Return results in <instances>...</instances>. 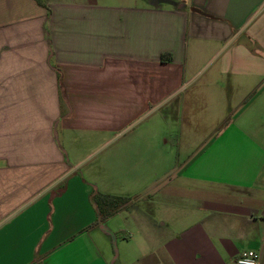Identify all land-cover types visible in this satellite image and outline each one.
Segmentation results:
<instances>
[{"label": "crops", "instance_id": "0c3cea01", "mask_svg": "<svg viewBox=\"0 0 264 264\" xmlns=\"http://www.w3.org/2000/svg\"><path fill=\"white\" fill-rule=\"evenodd\" d=\"M45 2L0 0V264H115L123 212L135 263L264 264V0ZM156 114L211 139L100 221L64 133Z\"/></svg>", "mask_w": 264, "mask_h": 264}, {"label": "rangeland", "instance_id": "374dc122", "mask_svg": "<svg viewBox=\"0 0 264 264\" xmlns=\"http://www.w3.org/2000/svg\"><path fill=\"white\" fill-rule=\"evenodd\" d=\"M204 74L197 76L201 79ZM234 105L235 110L239 108ZM159 114L129 120L121 130L100 135L65 132L64 154L73 162L76 175L84 177L93 192L135 198L148 186L172 178L211 139L198 133L199 126L186 127ZM60 129L56 135L61 139ZM68 158V157H67ZM71 166V165H70ZM146 209L147 201L136 204ZM114 222L112 258L115 264L135 263L144 238L129 214L123 212ZM123 217V218H122ZM103 221L104 219L100 218ZM123 228V229H122Z\"/></svg>", "mask_w": 264, "mask_h": 264}, {"label": "trees", "instance_id": "16d2710c", "mask_svg": "<svg viewBox=\"0 0 264 264\" xmlns=\"http://www.w3.org/2000/svg\"><path fill=\"white\" fill-rule=\"evenodd\" d=\"M34 1L37 6L43 8L47 12V14L50 15L51 11L45 0H34ZM168 60L170 59H165V56H162V61L165 62ZM92 202L100 218L105 220L112 217L121 210L128 209L130 205L133 203V199L104 194L100 192H93Z\"/></svg>", "mask_w": 264, "mask_h": 264}, {"label": "built area", "instance_id": "2783aa9c", "mask_svg": "<svg viewBox=\"0 0 264 264\" xmlns=\"http://www.w3.org/2000/svg\"><path fill=\"white\" fill-rule=\"evenodd\" d=\"M237 264H259L260 255L254 250H247L241 253L236 260Z\"/></svg>", "mask_w": 264, "mask_h": 264}]
</instances>
